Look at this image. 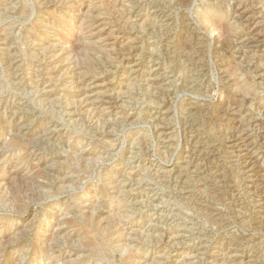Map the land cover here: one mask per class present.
<instances>
[{
  "label": "rangeland",
  "instance_id": "374dc122",
  "mask_svg": "<svg viewBox=\"0 0 264 264\" xmlns=\"http://www.w3.org/2000/svg\"><path fill=\"white\" fill-rule=\"evenodd\" d=\"M250 155L264 0H0V264H264Z\"/></svg>",
  "mask_w": 264,
  "mask_h": 264
},
{
  "label": "bare ground",
  "instance_id": "6f19581e",
  "mask_svg": "<svg viewBox=\"0 0 264 264\" xmlns=\"http://www.w3.org/2000/svg\"><path fill=\"white\" fill-rule=\"evenodd\" d=\"M239 7V6H238ZM240 8H236V10L237 11H239V13H240V15L241 14H244L245 13V11H242V10H239ZM243 9V8H242ZM213 21V20H212ZM215 22V21H214ZM259 31V30H258ZM254 32H256V31H254ZM239 39L240 38V36L238 37H236V39ZM239 43L240 42H242V41H240V39H239V41H238ZM94 65V64H93ZM104 95V94H103ZM244 137H245V135H244ZM232 141H234V140H232ZM237 141V140H236ZM246 151V150H245ZM249 158H250V160L249 161H251L252 163H253V165H255L254 167H255V171L256 172H261L262 174H264V165L262 164V163H258L257 161H258V158L257 157H255L254 155H250L249 156ZM250 163V162H249ZM252 163H250V164H252ZM260 173V174H261ZM26 182V181H25ZM10 183V182H9ZM27 187V186H26ZM28 192V191H27ZM264 192V191H263ZM18 194V193H17ZM10 198V197H9ZM11 200V199H10ZM28 200V199H27ZM88 214V213H87ZM65 223L68 225V226H73L72 224H71V222L70 221H65ZM52 238V237H51ZM64 242V241H63ZM69 242H70V240H69ZM92 239L91 238H85L84 237V239H83V241H82V244L85 246V247H87V248H91L92 246H93V244H92ZM98 246V245H97ZM93 248V250L92 251H94V254H100V253H102V251L99 249V248H97V247H92ZM91 250V249H90ZM128 258V257H127ZM127 260V259H126ZM70 261V260H69Z\"/></svg>",
  "mask_w": 264,
  "mask_h": 264
}]
</instances>
